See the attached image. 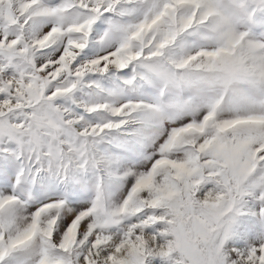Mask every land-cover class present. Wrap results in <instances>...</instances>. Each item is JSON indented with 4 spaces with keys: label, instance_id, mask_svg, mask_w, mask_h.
Segmentation results:
<instances>
[{
    "label": "snow or ice",
    "instance_id": "snow-or-ice-1",
    "mask_svg": "<svg viewBox=\"0 0 264 264\" xmlns=\"http://www.w3.org/2000/svg\"><path fill=\"white\" fill-rule=\"evenodd\" d=\"M0 264H264V0H0Z\"/></svg>",
    "mask_w": 264,
    "mask_h": 264
}]
</instances>
